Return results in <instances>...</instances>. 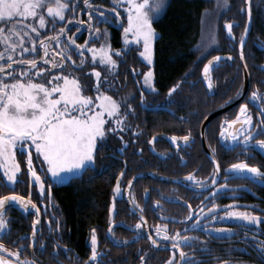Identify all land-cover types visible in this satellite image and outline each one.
<instances>
[{
    "label": "flooded vegetation",
    "instance_id": "flooded-vegetation-1",
    "mask_svg": "<svg viewBox=\"0 0 264 264\" xmlns=\"http://www.w3.org/2000/svg\"><path fill=\"white\" fill-rule=\"evenodd\" d=\"M102 1L104 0H89L92 7L86 6L84 16L72 14L73 17H70V14L65 13L63 25H58L60 20L52 24L50 19L43 33L41 29L38 30V36L36 33H31V36L37 39V48L39 49L40 40L55 36L61 28H64L65 31L60 34V44L48 39L49 58L60 60L62 57L56 56L55 53L67 46L68 38L72 35L76 45H84L88 41L87 47H100L102 43H107L111 45L113 51L125 49L123 30L127 25L126 13L122 8L117 9L121 14L122 23H116L115 14L106 12L107 24L115 28L122 26V29L118 30L119 35L116 40V33H113L105 23L98 22L99 12L113 7L111 0H105L107 4ZM212 1L214 2L212 17L214 16V20L217 19L218 22L215 32L216 43L205 54L199 55L198 52V65L193 64L185 71L178 80V90L176 89L171 96L168 95L171 86L162 87L159 84L157 42L161 34L156 27V23L165 15L171 0H166L162 13L158 18L153 19L158 35L154 42L151 64L139 56V47L128 45V50L122 58L113 55L117 65L115 72L110 73L99 63V60H92V53L86 47L80 51H83L87 63L82 69H75L72 67V61L79 65L80 55L76 45H71V51L67 53L71 56V61L65 60L64 74L71 72L81 80V83L90 82L94 85L97 82L96 77L87 74L95 67L101 72V80L107 76L109 83L113 85L110 89L108 85L101 84L100 91L118 101L124 98L120 105V114L123 115L125 111L129 114L123 122V128H118L115 133L107 132L103 144L98 141L94 163L86 167L81 174L71 175L66 182L52 181L50 174L46 173V165L41 156L36 154L34 146L30 147L29 151L33 154V168L44 182V192L35 186L34 178L31 183L29 182L26 160L21 159L19 152L17 161L20 163L24 182L15 186H5L7 181L3 177V169H0V195H8L15 191L17 195L28 198L32 189V203L36 209H39L37 212L31 205L27 210L16 205L6 206L5 216L9 220L7 227L10 231L0 233V243L11 251L19 250L20 260L27 258L34 260L35 264H85L91 253L90 230L95 229L97 250L101 255L96 261H92V264H141V256L145 257V264H165L174 251H176L174 259H179V252L172 248L171 241L156 235V226H161L162 230L166 226L170 236L179 232L180 236L193 238L188 245L182 243L181 248L188 256L194 257L197 264H222V262L264 264V259L258 256L252 240L256 232L261 233L258 239L264 240V222L258 227H245V222L241 220L227 217L223 220L219 219L225 216L224 206L231 204L249 205L251 206L249 208L238 207L233 210L252 211L264 217V211H260L264 209V185L226 171L232 164L239 162L257 166L264 171V152H261L258 146L249 147L247 153L250 155H248L240 147L222 146L226 142L220 136L221 124L226 120L235 119L240 104L248 105L254 121L260 119L256 115L258 108L255 103L258 102H250L249 97L255 89L264 94V3L261 4L260 10L257 8L253 10L251 0L252 24L243 46L244 59L241 60L240 37L248 21L247 8L246 14L241 13L243 18L241 23V20L235 18L237 16H235L234 0H228L230 7L227 9L218 8V0ZM220 9L226 12L225 15L222 13L221 21ZM123 14L125 19L122 18ZM89 16L92 17L91 20ZM76 18L79 21L86 20L87 24H77ZM28 22H32V18H28L26 23ZM228 22H237L232 28L234 39L228 38L225 26ZM89 23L101 32L107 29L108 35L93 39L89 32ZM200 37L201 32L198 41ZM25 39L28 41V37ZM115 41L119 42L118 46L114 45ZM200 45L194 51H204L203 45ZM24 47L31 48L32 45L26 42ZM2 50L3 47L0 46V51ZM39 55H43V52L41 51ZM20 56L21 53L17 49L14 59H19ZM23 56L25 59L33 58L32 53H24ZM214 56L224 58L230 56L231 59L220 60L218 67L211 68L208 75L211 78L213 93L210 94L202 79V70L207 61ZM36 58L37 63L45 67L44 62ZM121 59L124 62H120ZM200 64L203 66L199 72ZM149 68L153 71L152 86L155 91L149 90L142 78L143 73ZM246 71L249 80L245 79ZM177 92L182 94L181 97ZM84 94L93 98L97 95L91 88ZM127 105H131V109H128ZM216 112L219 113L203 128L206 118ZM154 118L157 121L162 119L160 124L152 126ZM114 126L111 124L108 127ZM225 127L227 131L234 132L240 125L236 124L231 128L225 125ZM186 135L189 136L188 142L182 139ZM158 136L163 138H157ZM173 136L177 138L175 142L171 139ZM261 139H264V135L255 136V140ZM212 149H215V152ZM216 164L219 165V171L215 172L216 194L210 196L214 189L213 174ZM190 173L196 180L201 181L203 187L186 179ZM118 177L121 191L115 193ZM101 178L107 180L105 182L109 187L107 211L101 220H95L88 225L84 236L76 237L70 219L65 213L60 190L69 186L75 187L79 183L92 184ZM129 180L132 181L131 185L128 184ZM49 185H51L50 198ZM219 185H227V187L220 188ZM157 201L162 207L156 206ZM213 204L218 207L210 215L208 209L212 208ZM110 208L113 209L111 213ZM190 212L191 218L185 219L189 217ZM201 213V222L197 223L195 216ZM16 214L18 221H11V217ZM212 215H216L217 219L213 221ZM204 217L209 221L207 227L203 224ZM27 219L31 220L30 227ZM34 220L38 221L35 241L31 238ZM57 220L60 221L58 229ZM110 221L114 235L109 234ZM138 222L142 224L139 238H137L138 230L134 227ZM217 228L233 231L231 233L209 231ZM149 235L157 240V245H152L148 239ZM40 241L44 242V248L40 247ZM21 245L24 247L21 248ZM0 255L19 263L15 257L7 253L0 252Z\"/></svg>",
    "mask_w": 264,
    "mask_h": 264
},
{
    "label": "snow or ice",
    "instance_id": "snow-or-ice-1",
    "mask_svg": "<svg viewBox=\"0 0 264 264\" xmlns=\"http://www.w3.org/2000/svg\"><path fill=\"white\" fill-rule=\"evenodd\" d=\"M88 7L89 0H84ZM113 7L111 9L101 11L98 15V22L107 23L108 15L106 12L114 13V22L122 23L120 19V12L117 10L122 8L126 13L127 26L124 27V43L125 49H117L113 51L111 45L102 43L100 48L95 46L87 47L88 41L84 45H76L73 37L68 38L66 47L61 48L56 56L62 57L60 60L49 58L48 39L55 40L57 44L61 43L60 34L65 31L61 28L59 32L50 38H45L39 41V49L37 48V39L31 36V33L39 35V29L45 28L46 24L51 19V23L55 24L57 18L59 20L65 19L66 11L71 7L73 10L77 7L74 0H0V46L3 50L0 51V169H3V177L7 184L15 186L18 183L24 182L22 179L23 173L20 163L17 161V152L20 153L21 159L26 160L27 172L29 174V182L34 178L35 186L39 187L41 192L45 191L44 182L41 176L33 168V154L29 151L30 147L34 146L36 154L43 156V161L47 164L46 173H50V179L55 182H62L68 176L74 174L82 168L91 166L94 163L95 153L98 147V141L103 144L106 133H115L118 128L124 127V121L129 114L125 111L123 115L120 114V105L124 101L113 99L112 96L102 93L100 91L101 84H106L111 89L112 84L109 83L107 76L101 80V72L97 71L95 67L87 75L96 77V84L92 85L90 82L81 83L78 77H75L69 72L64 74L65 60L71 61V56L67 53L71 51V45H76V50L80 55V63L77 65L72 61V67L75 69H82L87 60L83 51L80 49L86 48L92 53V60L95 61L99 56V63L104 65L110 73L115 72L117 60L113 59V55L121 57L126 54L128 50V34L131 33V39L139 45L142 41L143 50L139 52V56L143 57L148 64L152 63V41L156 36L155 30L152 26L153 19L158 18L159 14L166 6V0H111ZM126 5V7H125ZM218 8L227 9L230 7L228 0H218ZM243 11V9H241ZM28 18H32V22L26 23ZM92 17L89 16V20ZM251 11L249 8V21L245 23L244 33L240 37V58L244 59L243 46L246 42V34L250 30ZM80 23H83L81 21ZM234 23H226L227 34L229 39H234L232 28ZM90 35L93 39L99 38L101 35L107 36V29L101 32L100 29H94L93 25H88ZM79 30V29H78ZM25 37H28L26 41ZM26 42H30L32 47H24ZM216 43L215 31H211L203 42L205 51H207L213 44ZM17 49H19L21 56L19 59H14ZM43 55H39L40 52ZM24 53H32L33 58L25 59ZM43 61L45 67H41L37 63V58ZM220 56H214L204 65L203 71L205 78L208 80V87H212L211 78L208 75L210 66L218 67ZM224 59H231L225 57ZM120 62H124L122 59ZM51 65V67H47ZM247 67V64H245ZM135 71V70H134ZM138 74V73H137ZM144 84L148 86L149 90L155 91L152 86L153 71L149 68L143 73ZM40 81V82H37ZM179 85H173L168 89V95L171 96ZM89 88L94 90L97 95L95 98L85 95L84 92ZM250 102L255 103L258 108L257 116L260 119L254 121L252 114L249 112L247 104H240L239 112L235 119L226 120L221 124L220 136L224 138L226 144L222 146L240 147L243 152L247 153L249 147L258 146L261 152H264V139L255 140V136L264 135V94L260 93L258 89L251 92L249 97ZM141 101H143V94H141ZM131 109V105H127ZM98 109V110H97ZM105 114L107 117H112L107 124H114V127H107ZM239 124L240 127L234 132L227 131L228 128ZM121 139H123L121 137ZM172 141H176L173 136ZM185 142L189 141V136L182 138ZM151 143V141H149ZM215 152V149H212ZM26 153V157H25ZM219 171V165L216 164L213 174V193L216 194V179L215 172ZM237 176L252 179L261 185H264V171L254 165H249L245 162L232 164L229 169ZM123 175V173H121ZM186 179L193 181L195 185L203 187L201 181L195 179L190 173ZM131 185L132 181L129 180ZM220 188H226L227 185H219ZM50 188L48 186V194L50 198ZM120 179L117 178V185L114 192L120 193ZM134 203V200L132 201ZM6 205H16L24 210L32 206L37 212L35 205L31 199H25L23 196L17 195L15 191L8 195H0V233L10 231L7 225L8 218L5 216ZM157 207H162L159 201L156 202ZM139 208L138 205H136ZM217 205L213 204L212 208L208 209L211 215ZM238 207L249 208V205H226L224 206V217L241 220L245 227L259 226L264 222V217L257 215L252 211H236ZM191 208V205H189ZM112 208L109 212H112ZM142 211V209H141ZM264 211V209H260ZM201 216L196 215L195 221L201 222ZM191 218V212L189 217ZM217 216L212 215V220H216ZM143 220V217H141ZM38 221H33L32 240L36 237V224ZM209 221L204 217L203 224L207 227ZM60 221H56L57 229ZM135 229L138 230V236L141 234L142 224H135ZM91 253L89 260L85 264H92L96 261L101 253L97 250V236L95 229H91ZM218 233L229 232L232 229L217 228L209 229ZM109 234L112 233L111 221L109 227ZM261 233H254L253 247L258 253V256L264 259V240H259ZM114 235V234H113ZM156 235L162 236L164 240L171 241L172 248L178 250L179 259H174L176 251L165 262V264H197L194 257L188 256L181 244L188 245L193 239L188 236H180L179 232L175 235H168L166 226L163 230L161 226H156ZM23 239V237H20ZM152 245H157V240L153 239L151 235L148 236ZM21 248L24 245L20 246ZM40 247L44 248V242L40 241ZM0 252L7 253L11 257H15L19 264H35L34 260L25 258L20 260V252L11 251L0 243ZM141 264H145V257H140ZM0 264H16L12 259H7L0 255ZM228 264V262H222Z\"/></svg>",
    "mask_w": 264,
    "mask_h": 264
},
{
    "label": "trees",
    "instance_id": "trees-1",
    "mask_svg": "<svg viewBox=\"0 0 264 264\" xmlns=\"http://www.w3.org/2000/svg\"><path fill=\"white\" fill-rule=\"evenodd\" d=\"M74 3L77 7L74 10L70 7L66 11L68 15L70 14V17L72 14L84 16L86 12L84 0H74ZM102 3L107 4L105 0ZM210 3L211 0H171L165 15L156 23L161 34L157 42V73L159 84L162 87L177 85L185 71L189 70L193 64L194 66L198 65L199 51H194V49L196 50L198 45V36L204 19L210 13L212 14V12L208 13ZM234 3L235 16H237L235 18L243 23L241 13L246 14V0H234ZM262 3L264 0H252L251 9L260 10ZM222 13L226 14L220 9V21L223 19ZM122 18L125 19V15ZM64 23V20L58 21L59 26ZM105 24L113 33H116L115 39L117 40L118 30H121L122 26L115 28V26ZM220 28L223 30L222 27ZM114 45L118 46L119 42L115 41ZM202 66L200 64L198 67L199 72ZM181 95L178 96L181 97ZM161 120L157 121L154 118L152 126L160 124ZM105 181L107 180L101 178L92 184L79 183L75 187L69 186L60 190V198L64 204L65 213L74 228V236H84L88 225L95 220H101L105 215L109 189L108 183ZM11 221H18L17 214L11 217ZM27 222L30 227L31 220L27 219Z\"/></svg>",
    "mask_w": 264,
    "mask_h": 264
},
{
    "label": "rangeland",
    "instance_id": "rangeland-1",
    "mask_svg": "<svg viewBox=\"0 0 264 264\" xmlns=\"http://www.w3.org/2000/svg\"><path fill=\"white\" fill-rule=\"evenodd\" d=\"M221 2H222V0H221ZM246 4V3H245ZM213 5H214V2L212 1L211 3H210V8H209V11H208V13H210V12H212V7H213ZM67 13V12H66ZM162 13V12H161ZM160 13V14H161ZM214 17V16H213ZM212 17V14L210 13L205 19H204V22L202 23V28H201V37L199 38V41H198V45L197 46H199V44H201V45H203V42H206V38L208 37V35H209V33L212 31V26H213V30L216 32V30H217V27H218V22H217V19H215L214 20V18ZM49 20H50V18H49ZM59 19L57 18V21H58ZM75 21H76V23L77 24H83V25H85V24H87L86 23V20H83V23H80L81 21H79V19L78 18H76L75 19ZM70 22V21H69ZM85 23V24H84ZM47 25V24H46ZM127 26V25H126ZM152 26H153V28H154V30H155V33H156V36L154 37V39H153V41H152V52H153V49H154V42H155V39H156V37H157V31H156V29H155V27H154V25H153V22H152ZM44 30V28L43 29H41V31H42V33L44 32L43 31ZM61 37V36H60ZM71 37H73V35L71 36ZM131 37H132V34L131 33H129L128 34V45H134V46H137V47H139L140 48V51H142L143 50V43H142V41H141V43L139 44V45H137L136 44V42L134 41V40H132L131 39ZM124 36H123V42H124ZM125 44V43H124ZM200 45V46H201ZM97 49H99L100 47H96ZM203 48H204V46H203ZM204 51H199V55H201V54H205V52H207V51H205V48L203 49ZM96 60H99V56H97V58H96ZM47 67H51V65H47ZM212 68V67H211ZM211 70V69H210ZM210 70H209V73H210ZM208 73V74H209ZM210 76V75H209ZM37 82H40V81H37ZM113 99H115V98H113ZM98 110V109H97ZM105 120H106V124H107V122L109 121V120H113V118L112 117H107V114H105ZM109 125H111V124H107V127L109 126ZM18 153V152H17ZM41 158H42V161H43V156H41ZM44 162V161H43ZM45 163V165H46V168L45 169H47V164H46V162H44ZM86 168V167H85ZM85 168H82L81 170H78V171H76L74 174H72V175H77V174H81L82 173V171L85 169ZM50 174V173H49ZM51 175V174H50ZM71 176V175H70ZM70 176H68L64 181H62V182H66V181H68L69 179H70Z\"/></svg>",
    "mask_w": 264,
    "mask_h": 264
},
{
    "label": "water",
    "instance_id": "water-1",
    "mask_svg": "<svg viewBox=\"0 0 264 264\" xmlns=\"http://www.w3.org/2000/svg\"><path fill=\"white\" fill-rule=\"evenodd\" d=\"M250 6H251V0H246V8H247V12H248V21H249V8H250ZM252 19V18H251ZM247 21V22H248ZM251 24H252V20L250 21V30H251ZM250 30L247 32V34H246V39H247V37H248V35H249V32H250ZM240 52H241V47H240ZM212 59V58H211ZM210 59V60H211ZM224 59V57H222V59L221 60H223ZM207 63H208V61H207ZM211 67L212 66H210V69H211ZM204 68V67H203ZM209 69V70H210ZM202 79L204 80V82H205V85H206V87L208 88V90H209V93L210 94H212L213 93V91H212V87L211 88H209L208 87V80L205 78V73H204V71L202 70ZM245 79L246 80H249V78H248V74H247V71H246V74H245ZM246 85H248V83H246ZM217 113H219V112H216V113H214V114H212L211 116H209V117H207L206 118V120H205V122H204V126H203V128H205L206 126H207V124L211 121V119L217 114ZM157 138H163V136H158ZM31 193H32V189H31V191H30V194H29V196H28V198H25V199H31ZM32 201V200H31ZM7 206V205H6ZM37 226V225H36ZM35 226V227H36ZM5 257V256H4ZM5 258H7V257H5ZM7 259H9V258H7ZM16 264H19V263H17L16 262Z\"/></svg>",
    "mask_w": 264,
    "mask_h": 264
}]
</instances>
